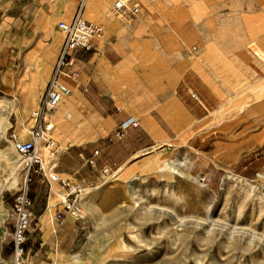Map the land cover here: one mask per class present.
I'll return each instance as SVG.
<instances>
[{
	"label": "rangeland",
	"instance_id": "1",
	"mask_svg": "<svg viewBox=\"0 0 264 264\" xmlns=\"http://www.w3.org/2000/svg\"><path fill=\"white\" fill-rule=\"evenodd\" d=\"M71 1L77 8L79 1ZM126 1L141 7L140 20L112 17L115 0L99 4L104 18L94 12L110 20L112 30H123L111 38L125 48L123 57L163 58L165 49L168 59H183L185 68L197 70L221 98L207 131L212 163L207 167L187 148L168 144L113 166L121 147H114L118 143L106 121L107 106L94 98V107L79 103L71 119L53 121L63 150L55 164L62 178L74 176L84 184L85 216L72 254L54 264H264V0ZM54 5L0 0L8 48L0 63V226L6 229L0 264L10 259L8 228L16 219L18 194L28 190L32 213L54 204L52 219L65 197L59 186L50 188L28 176L13 141V136L29 139L32 113L46 89L37 85L39 68L33 72L27 63L45 58L54 34L60 37L56 62L63 41L58 24L76 11L62 19L73 7L53 13ZM85 19L107 32L105 23ZM91 118L102 124L101 130H95L100 125L86 127ZM77 129L84 133L76 135L82 141L67 146L66 136H75ZM95 150L101 151V165L111 164L108 174L99 164L81 169L79 154ZM229 174L245 180H226ZM56 192L63 199L54 202ZM37 222L33 217L32 228Z\"/></svg>",
	"mask_w": 264,
	"mask_h": 264
},
{
	"label": "crops",
	"instance_id": "2",
	"mask_svg": "<svg viewBox=\"0 0 264 264\" xmlns=\"http://www.w3.org/2000/svg\"><path fill=\"white\" fill-rule=\"evenodd\" d=\"M75 9L74 3L71 13L60 18L69 19ZM100 9L103 11L102 6ZM85 16L101 24L105 23L107 32L96 40L95 52H79L80 58L76 64L79 77L62 78V83L71 89L72 94L51 114L52 120L63 122L65 119H71V114L77 111L79 103L94 107L90 98L98 99L107 106L106 121L115 132L130 120L140 123L137 128L129 127L121 140L115 138L118 144L114 147H121V153L118 159L113 161V166L125 164L139 154L163 149V145L169 144L177 148H187L188 153L196 156V161H204L208 167L212 163L208 156L213 152V142L207 131L222 103L210 83L197 70L185 68L183 59H168L165 49L163 58L123 57L125 48L111 41L112 37L122 34L123 30H112V22L100 20L95 16L94 10L85 11ZM2 27L0 63L5 59L8 50L7 29L0 25V31ZM52 38V45L45 58H35L33 62L27 63V66H32L33 72L36 67L39 68L37 85L41 90L49 82L60 42V37L56 34ZM92 122L100 124L98 129L95 128L96 131L101 130L102 124L93 118L87 120L86 127ZM77 130L75 136H66L67 146L82 141L76 135L84 133ZM193 131L197 133L189 135ZM201 131L204 132L203 137L199 134ZM82 153L86 156L93 154H80ZM100 154L95 158L94 165H86L80 159L81 169L94 168L98 164L102 168L110 169L111 164L101 165L104 162ZM48 207L44 209L38 206L32 213L34 218L38 217V222L30 233L28 257L31 264H54L55 260L60 261L68 257L72 254L81 233L82 220L78 221L69 216L63 226H58L54 223L52 210ZM38 229L41 231L42 240L46 242L43 247H40L37 235L34 236ZM8 230L11 235L8 264H12V226ZM5 234L6 229L0 226V239Z\"/></svg>",
	"mask_w": 264,
	"mask_h": 264
},
{
	"label": "built area",
	"instance_id": "3",
	"mask_svg": "<svg viewBox=\"0 0 264 264\" xmlns=\"http://www.w3.org/2000/svg\"><path fill=\"white\" fill-rule=\"evenodd\" d=\"M49 1L56 3L58 0ZM78 1L72 19L58 24V30L63 36L62 45L39 107L32 113L33 126L28 132L29 139L23 141L18 136H13L15 150L26 163L28 176L42 179L50 188L57 185L64 192V200L57 205L60 208L55 211L53 217L54 223L58 226H63L69 216L78 221L84 219L82 202L85 186L80 180L74 179V176L62 178L57 172L55 162L63 150L55 136L56 128L51 114L72 94L71 89L62 83V78L79 77L76 68L79 52H95V41L102 38L105 33L103 26L85 19L87 0ZM110 15L135 21L142 17V9L138 4H131L126 0H115ZM139 125L138 121L130 120L115 132V138L121 140L129 127L137 128ZM45 150L48 151V155ZM99 154L100 151L96 150L92 156L82 153L80 158L86 165H94ZM109 171V168L103 170L105 174ZM31 208L32 200L28 190L24 189L16 197L13 207L16 219L12 225V264H31L28 257L33 226ZM37 237L40 247L45 246L46 242L42 240L40 233H37Z\"/></svg>",
	"mask_w": 264,
	"mask_h": 264
},
{
	"label": "bare ground",
	"instance_id": "4",
	"mask_svg": "<svg viewBox=\"0 0 264 264\" xmlns=\"http://www.w3.org/2000/svg\"><path fill=\"white\" fill-rule=\"evenodd\" d=\"M106 0H87L86 1V11L88 12H90V11H92V10H94V12L95 13H97L101 18H104V15H102L99 11H98V6H99V4H101V2H105ZM58 2V4H56ZM56 3H54L55 5H54V7L52 6V12L53 13H62V12H69L70 10H71V8L73 7V1H71V0H58ZM43 4V3H42ZM41 4V5H42ZM42 8H44L43 7V5H42ZM43 10H45V9H43ZM45 12V11H44ZM96 15V14H95ZM95 17V16H94ZM90 19V18H89ZM253 50V49H252ZM253 52H255L254 50H253ZM257 53L258 52H256V55H257ZM260 55V54H259ZM260 57V56H259ZM263 57V56H262ZM264 59V58H263ZM3 121H1L0 122V124L1 125H3ZM88 124H92V126L95 128V126H97V125H100L99 123H96V122H92V123H88ZM86 131H87V128H86ZM20 138V137H19ZM20 140H22L21 138H20ZM2 152V151H1ZM4 154H6L5 152H4ZM3 154V155H4ZM47 155H48V151H47ZM4 157L6 158V159H8L9 158V156H7V155H4ZM8 165H10L9 163H7ZM158 165V164H157ZM167 166V165H166ZM168 167V166H167ZM170 167V166H169ZM260 175V174H259ZM234 178H238L239 179V181L240 182H242V181H244L245 179L244 178H242V177H236V176H234V175H231V174H229V175H227V177H226V180H233ZM86 190V189H85ZM58 191V190H57ZM249 192V190L247 191V193L246 194H249L248 193ZM61 199H63V195H62V193H60V192H56V199L54 200V202H56V201H58V200H61ZM85 200V199H84ZM53 206H54V204H49V207L48 208H50V210H52V208H53ZM50 212V211H49ZM52 215V214H51ZM51 219V218H50ZM78 258V257H77Z\"/></svg>",
	"mask_w": 264,
	"mask_h": 264
}]
</instances>
